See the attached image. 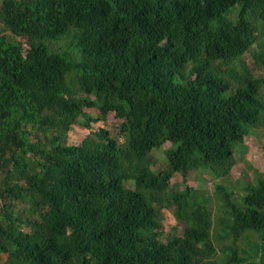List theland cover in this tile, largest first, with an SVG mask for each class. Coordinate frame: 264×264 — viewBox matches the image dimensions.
<instances>
[{"label":"trees","instance_id":"1","mask_svg":"<svg viewBox=\"0 0 264 264\" xmlns=\"http://www.w3.org/2000/svg\"><path fill=\"white\" fill-rule=\"evenodd\" d=\"M262 128L264 0H0L2 264H264Z\"/></svg>","mask_w":264,"mask_h":264},{"label":"rangeland","instance_id":"2","mask_svg":"<svg viewBox=\"0 0 264 264\" xmlns=\"http://www.w3.org/2000/svg\"><path fill=\"white\" fill-rule=\"evenodd\" d=\"M64 43L65 40L58 43V46H62ZM108 129L114 134L117 132L113 127H109ZM88 133L87 130L73 127L69 133V142L73 145H78ZM154 155L157 159V169L163 168L165 162L162 160L160 151H155ZM235 157L237 164L232 170L231 178L226 179L225 183L228 182V190L234 193L236 199H239L244 194L243 188L245 184L254 182L257 176L264 172V128L253 131L244 139L243 144H237L235 146ZM182 183L183 178L180 175H176L172 179V188L174 190H182ZM186 185L195 190L199 199L204 198L203 200H205L210 210H215L216 203L213 198V183L206 174L197 175L194 172L191 173ZM163 213L165 217L163 225L166 235H180L182 233V226L176 222L172 211L164 210ZM4 259V256L0 257V264H2Z\"/></svg>","mask_w":264,"mask_h":264}]
</instances>
